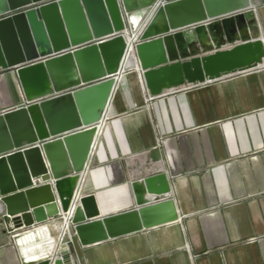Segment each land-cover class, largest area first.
Segmentation results:
<instances>
[{
  "label": "water",
  "instance_id": "95a60500",
  "mask_svg": "<svg viewBox=\"0 0 264 264\" xmlns=\"http://www.w3.org/2000/svg\"><path fill=\"white\" fill-rule=\"evenodd\" d=\"M26 6L0 18V73L15 75L22 96L0 112V222L20 264H78L76 246L179 219L164 172L129 180L133 207L114 214L82 194L127 55L159 96L257 67L264 43L240 40L250 0H0V15Z\"/></svg>",
  "mask_w": 264,
  "mask_h": 264
},
{
  "label": "crops",
  "instance_id": "0c3cea01",
  "mask_svg": "<svg viewBox=\"0 0 264 264\" xmlns=\"http://www.w3.org/2000/svg\"><path fill=\"white\" fill-rule=\"evenodd\" d=\"M250 1L240 40L264 43V0ZM258 65L159 96L126 65L98 125L82 194L95 196L100 216L114 214L133 207L129 180L164 172L179 219L76 246L78 264H264V59ZM21 102L15 75L0 73V112ZM0 264H20L1 222Z\"/></svg>",
  "mask_w": 264,
  "mask_h": 264
},
{
  "label": "built area",
  "instance_id": "2783aa9c",
  "mask_svg": "<svg viewBox=\"0 0 264 264\" xmlns=\"http://www.w3.org/2000/svg\"><path fill=\"white\" fill-rule=\"evenodd\" d=\"M31 6H34V5H31ZM31 6H26V7L20 8V9L15 10V11H9V12H7V13L1 14V15H0V18L6 17V16H10V15H12V14L18 12V11H24V10L28 9L29 7H31ZM229 45H230V44H228V45H221L219 48H224V47H227V46H229ZM215 49H217V48H214L213 50H215ZM258 66H259V65H258ZM258 66H257V67H253L252 69H249V70H247L246 72L251 71V70H255L256 68H258Z\"/></svg>",
  "mask_w": 264,
  "mask_h": 264
},
{
  "label": "bare ground",
  "instance_id": "6f19581e",
  "mask_svg": "<svg viewBox=\"0 0 264 264\" xmlns=\"http://www.w3.org/2000/svg\"><path fill=\"white\" fill-rule=\"evenodd\" d=\"M125 65H124V67L127 65V64H134V66L136 67V64H135V62L134 61H128V55H127V57H126V59H125V63H124ZM98 132H99V127H98ZM95 144V143H94Z\"/></svg>",
  "mask_w": 264,
  "mask_h": 264
},
{
  "label": "rangeland",
  "instance_id": "374dc122",
  "mask_svg": "<svg viewBox=\"0 0 264 264\" xmlns=\"http://www.w3.org/2000/svg\"><path fill=\"white\" fill-rule=\"evenodd\" d=\"M215 47V46H214ZM219 48V46H217ZM213 50V49H212ZM210 52V51H209Z\"/></svg>",
  "mask_w": 264,
  "mask_h": 264
}]
</instances>
